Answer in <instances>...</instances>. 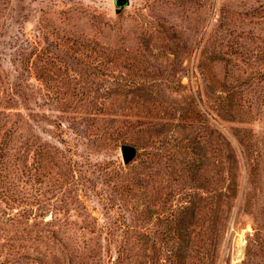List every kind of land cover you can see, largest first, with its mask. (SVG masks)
I'll use <instances>...</instances> for the list:
<instances>
[{"label":"rangeland","instance_id":"374dc122","mask_svg":"<svg viewBox=\"0 0 264 264\" xmlns=\"http://www.w3.org/2000/svg\"><path fill=\"white\" fill-rule=\"evenodd\" d=\"M0 264H264V0H0Z\"/></svg>","mask_w":264,"mask_h":264},{"label":"water","instance_id":"95a60500","mask_svg":"<svg viewBox=\"0 0 264 264\" xmlns=\"http://www.w3.org/2000/svg\"><path fill=\"white\" fill-rule=\"evenodd\" d=\"M114 4L117 8H122L128 4V0H114ZM121 155L124 164H128L134 158L135 151L130 146H122Z\"/></svg>","mask_w":264,"mask_h":264},{"label":"trees","instance_id":"16d2710c","mask_svg":"<svg viewBox=\"0 0 264 264\" xmlns=\"http://www.w3.org/2000/svg\"><path fill=\"white\" fill-rule=\"evenodd\" d=\"M173 258V257H172Z\"/></svg>","mask_w":264,"mask_h":264}]
</instances>
